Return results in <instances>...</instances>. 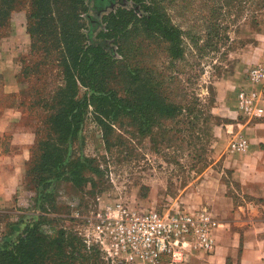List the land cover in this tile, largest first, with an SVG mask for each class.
<instances>
[{
  "label": "rangeland",
  "instance_id": "374dc122",
  "mask_svg": "<svg viewBox=\"0 0 264 264\" xmlns=\"http://www.w3.org/2000/svg\"><path fill=\"white\" fill-rule=\"evenodd\" d=\"M156 1L182 32L183 56L173 60L164 41L138 28L129 40L127 58L117 57L122 61L116 69L133 71L137 85L148 84L167 102L182 107L180 115L156 118L147 135H140L131 120H121L112 126L106 145L88 113L68 161L91 158L102 174L80 190L64 183L55 208L43 212L35 203L37 183L28 170L39 142L53 137L47 104L65 86L69 45L85 46L94 39L109 12L138 7L128 0H0V108L6 97L16 96L21 104L17 124L34 137V157L25 163L22 178L12 180V199L0 202L5 226L0 249L38 224L46 239L61 232L77 237L85 264H145L111 261L97 244L102 221L116 217L119 205L171 213L200 206L206 170L230 147L225 139L234 135L233 124L244 120L235 107L236 93L251 87L248 70L264 65V0ZM117 84L121 91L123 85ZM84 93L79 87L77 98ZM11 137L0 138V149L8 150ZM13 227L20 232L5 245L2 237Z\"/></svg>",
  "mask_w": 264,
  "mask_h": 264
},
{
  "label": "trees",
  "instance_id": "16d2710c",
  "mask_svg": "<svg viewBox=\"0 0 264 264\" xmlns=\"http://www.w3.org/2000/svg\"><path fill=\"white\" fill-rule=\"evenodd\" d=\"M128 1L138 11L117 8L102 18L103 28L85 46L69 45L65 56L68 64L63 72L65 86L47 104L51 111L47 126L53 137L39 142V153L35 157L31 153L34 159L28 170L36 179L35 203L40 211L55 208L64 183L80 190L93 185V177L102 174L91 158L68 161L71 143L88 113L91 112L108 145L112 126L121 120H131L140 135H147L156 118L172 119L182 111V107L167 102L148 84L137 85L138 76L133 71L116 69V64L122 61L117 57L127 58L129 40L138 28L144 35L164 41L173 60L184 54L182 32L170 23L158 1ZM38 8L32 12L35 19ZM2 24L0 20V27ZM118 82L123 85L121 91L116 88ZM79 87L85 90L81 98H77ZM19 232L18 227H13L10 234L2 237L4 244H11L12 236ZM64 235L61 232L55 238L46 239L40 234L38 224H33L12 245L0 249V264H85L84 247H80L77 237Z\"/></svg>",
  "mask_w": 264,
  "mask_h": 264
},
{
  "label": "crops",
  "instance_id": "0c3cea01",
  "mask_svg": "<svg viewBox=\"0 0 264 264\" xmlns=\"http://www.w3.org/2000/svg\"><path fill=\"white\" fill-rule=\"evenodd\" d=\"M18 101L16 96L6 97L0 108V138L12 135L8 150L0 149L2 203L12 199L16 188L12 180L22 178L34 144L33 135L17 124ZM233 126L234 135L225 139L227 146L238 137L247 140L248 146L241 152L230 147L221 151L219 163L206 170L200 206L194 209L206 210L216 222L215 252H195L183 264H264V117L244 118ZM2 221L0 218V230L5 227Z\"/></svg>",
  "mask_w": 264,
  "mask_h": 264
},
{
  "label": "built area",
  "instance_id": "2783aa9c",
  "mask_svg": "<svg viewBox=\"0 0 264 264\" xmlns=\"http://www.w3.org/2000/svg\"><path fill=\"white\" fill-rule=\"evenodd\" d=\"M250 88L236 93V110L247 120L264 117V65L247 72ZM247 140L231 142L233 151H244ZM97 244L111 261L145 264H183L195 252L213 254L216 222L206 210L163 212L130 210L118 206L116 217L104 219Z\"/></svg>",
  "mask_w": 264,
  "mask_h": 264
}]
</instances>
